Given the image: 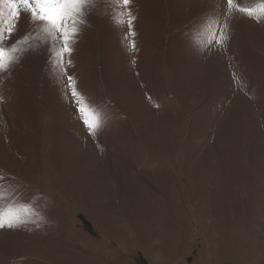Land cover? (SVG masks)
Masks as SVG:
<instances>
[{"label":"rangeland","instance_id":"obj_1","mask_svg":"<svg viewBox=\"0 0 264 264\" xmlns=\"http://www.w3.org/2000/svg\"><path fill=\"white\" fill-rule=\"evenodd\" d=\"M0 264H264V0H0Z\"/></svg>","mask_w":264,"mask_h":264},{"label":"bare ground","instance_id":"obj_2","mask_svg":"<svg viewBox=\"0 0 264 264\" xmlns=\"http://www.w3.org/2000/svg\"><path fill=\"white\" fill-rule=\"evenodd\" d=\"M116 12V11H115ZM20 24V23H19ZM119 27V26H118ZM32 38H33V36H32Z\"/></svg>","mask_w":264,"mask_h":264}]
</instances>
